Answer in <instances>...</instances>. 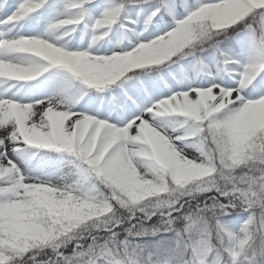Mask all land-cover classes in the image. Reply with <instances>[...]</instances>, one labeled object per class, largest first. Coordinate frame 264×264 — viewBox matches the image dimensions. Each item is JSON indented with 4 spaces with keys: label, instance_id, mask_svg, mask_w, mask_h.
Listing matches in <instances>:
<instances>
[{
    "label": "snow or ice",
    "instance_id": "6c2138e0",
    "mask_svg": "<svg viewBox=\"0 0 264 264\" xmlns=\"http://www.w3.org/2000/svg\"><path fill=\"white\" fill-rule=\"evenodd\" d=\"M0 264H264V0H0Z\"/></svg>",
    "mask_w": 264,
    "mask_h": 264
}]
</instances>
